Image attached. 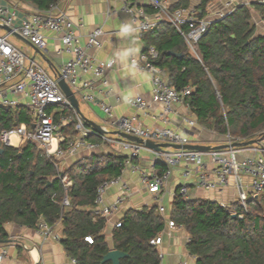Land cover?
Here are the masks:
<instances>
[{
    "label": "trees",
    "instance_id": "1",
    "mask_svg": "<svg viewBox=\"0 0 264 264\" xmlns=\"http://www.w3.org/2000/svg\"><path fill=\"white\" fill-rule=\"evenodd\" d=\"M18 1L49 11L61 0ZM212 2L200 0V16ZM190 3L177 0L170 8H189ZM144 9L155 13L150 7ZM252 10L264 17V5L254 3L214 22L197 45L199 59L169 24H161L144 39V50L157 49L155 64L166 70L168 84L178 91L192 88L184 100L197 123L235 142L264 135V34L257 33ZM54 108L62 114L72 113L70 107L63 106L49 112ZM22 124L33 127L27 109L0 107V135ZM73 133L71 126L65 132ZM125 161L126 157L117 153H99L73 163L66 170L73 182L71 206L64 208L58 172L43 150L31 142L14 148L0 141V246L9 238L7 224L35 230L43 220L52 227L61 224V244L76 264H111L102 263L111 249L128 254L120 264H161L160 251L151 242L166 230L167 219L157 205L127 210L121 227L112 231L111 245L104 234L107 221L95 215L98 188L120 177ZM132 163L137 165L138 160ZM156 166L160 173L164 171L162 164ZM179 190L167 217L187 233V250L196 264H264V192L248 201V213L239 218L243 211L238 203L223 207L209 199H185ZM235 212L239 213L236 219L232 217ZM86 237H92L93 244Z\"/></svg>",
    "mask_w": 264,
    "mask_h": 264
},
{
    "label": "built area",
    "instance_id": "2",
    "mask_svg": "<svg viewBox=\"0 0 264 264\" xmlns=\"http://www.w3.org/2000/svg\"><path fill=\"white\" fill-rule=\"evenodd\" d=\"M68 1L70 0H61L49 11H37L25 17L19 27L14 25L15 11L6 4L0 3V24L14 28L42 52H46L48 48L45 33L52 32L59 37L62 44L57 51L58 55L68 57L57 70L56 77L52 78L41 66L30 61L24 52L11 45L6 38L0 37V107L15 109L24 105L34 119L31 129L22 124L13 130L3 131L0 135L1 143L7 147H14L13 137H16L19 143L31 142L43 150L53 161L54 168L58 172V178L64 189L62 203L64 208L71 206L69 194L73 188V182L66 174L65 164L69 160L102 152L117 153L126 157L122 175L106 181L98 188L94 212L107 222L121 213L132 196L130 185L123 179L125 171L139 176L147 192L154 197L161 215H165L166 210L160 198L168 189L175 171L179 170L184 180L195 178L196 188L206 192L221 193L230 186V180L233 179L238 194L237 203L243 211L240 214L238 212L233 214H239V218H243L248 213V201L264 192V140L250 147H230L204 153L173 149L157 152L118 136L96 132L72 107L58 86L57 78L66 81L77 99L99 108L108 119L109 127L114 131H121L158 144L182 146L192 144L187 135L173 129L142 127L138 123L137 116L115 117L114 105L109 102L113 90L108 79L114 61H100L88 53L90 49L101 48L104 31L102 28L95 29L83 43L82 37L76 32L77 25L67 11L60 8L62 2ZM118 1L122 3L123 10L131 14L139 40H143L146 34L161 24H169L180 33L190 52L198 59L197 45L214 22L230 16L238 7L251 8L254 3L264 5V0H221L220 3H217L218 0H213L206 14L200 16L201 12L197 7L172 10L170 0ZM140 1L143 2L142 5H138ZM146 6L154 9L155 13H148L144 9ZM82 26L83 21L79 20L78 28ZM255 26L257 31L264 34V17H261L260 22H255ZM158 57L157 49L151 46L132 58L130 65L135 70L146 71L151 75L153 102L161 106L160 121L167 124L169 115L174 113L177 105L184 104V98L192 92V88L178 91L170 86L166 70L155 64ZM115 100L116 103L125 102L139 112L150 109V103L141 96L127 98L124 101L116 96ZM56 106L70 107L72 113L62 114L53 110L49 112L50 108ZM185 122L191 128H196L198 125L196 119H185ZM70 126L75 131L74 135L65 134ZM104 129L109 131L107 127ZM94 137L99 140H93ZM226 140V144L235 143L230 137H226ZM145 151L153 155V165L158 163L163 165V172L147 173L132 163L133 159H140L141 153ZM116 187L121 194L107 204L105 193ZM189 190L190 186L183 184L179 193L188 199ZM166 223V230L152 240V245L160 247L165 235L171 236L172 231L182 228L170 219H167ZM114 227H121V220H118ZM36 231L46 241L61 242L62 238L55 233L54 227L43 220L39 221ZM85 240L93 244L92 237H86ZM6 257L7 251L4 250L0 253V264ZM70 262L76 264L74 258H70Z\"/></svg>",
    "mask_w": 264,
    "mask_h": 264
},
{
    "label": "crops",
    "instance_id": "3",
    "mask_svg": "<svg viewBox=\"0 0 264 264\" xmlns=\"http://www.w3.org/2000/svg\"><path fill=\"white\" fill-rule=\"evenodd\" d=\"M135 1V0H133ZM172 4L177 0H170ZM0 3L6 4L16 13L15 27H19L22 19L34 14L38 10L28 3H23L18 0H0ZM200 0L195 3H190V8L197 7ZM220 3V2H219ZM140 1L138 5H142ZM171 4V5H172ZM60 8L67 11L68 15L77 25L76 32L82 37L83 43L87 36L97 28H102L104 36L101 38L102 46L100 49H90L88 53L96 57L100 61H114L113 67L109 72V83L113 90V96L109 102L114 105V113L116 118L123 116H137L138 123L148 129L167 127L175 131L187 135L192 144L221 146L226 145V137H219L212 131L197 125L196 128H191L185 122V119H196L190 112V108L186 102L177 105L174 113L169 115L167 124L160 121L162 108L159 104L153 102V84L152 77L146 71L135 70L131 67V59L137 57L145 49L144 39L139 40L138 34L134 29L131 14L123 10V5L118 0H70L62 2ZM253 11V10H252ZM254 15V24L261 21V17L252 12ZM79 20L83 21V26L79 27ZM257 33H261L257 31ZM4 36L7 41L18 50L24 52L30 61L33 60L36 64L47 66L51 71L52 78L56 77L57 70L67 61L66 55H58L57 51L62 47L59 37L52 33L46 32L48 48L45 55L46 60L41 57L32 47L11 35ZM1 37V36H0ZM45 70V69H44ZM119 96L123 101L127 98L141 96L145 101L150 103V109L146 112H139L131 108L125 102L116 103L115 97ZM78 100H81L78 98ZM82 101V100H81ZM80 102V101H79ZM86 112L80 109L85 118L94 123L107 127L109 132L114 131L109 127V121L103 112L94 106H91L84 101ZM19 107H24L21 105ZM26 109V108H25ZM206 132L210 134L206 136ZM70 135V134H68ZM71 135H74L71 134ZM15 143L14 148H19L23 143H19V139L13 138ZM108 154L109 152H102ZM89 155H83L68 161L65 164L68 169L73 163ZM137 166L143 171L150 173L160 171V167L153 165L154 157L149 152L141 153ZM123 179L130 185L132 196L127 201L124 209L113 219L107 222L104 234L109 237V244L112 243V231L115 228L114 224L121 220L125 212L129 209H140L144 206L156 205L155 199L150 195L143 186L139 176L130 171H125ZM195 178L184 180L181 177L179 170L174 172L168 189L163 193L160 200L166 210L163 215L166 219L172 208V202L177 189L183 184L190 186L188 199H209L220 203L221 205L229 206L237 203V190L233 179L230 180V186L223 192H206L199 190L195 186ZM121 194V191L116 187L105 193V202L107 204ZM8 233L7 244L0 246V253L7 251V257L1 264H72L70 258L61 244L53 240H44L35 230L27 227H22L16 224H7L5 226ZM55 233L62 238L63 228L61 224L54 226ZM189 237L183 228L172 231L171 236L165 235L162 245L158 247L161 256V264H196V258L191 256L187 250Z\"/></svg>",
    "mask_w": 264,
    "mask_h": 264
},
{
    "label": "water",
    "instance_id": "4",
    "mask_svg": "<svg viewBox=\"0 0 264 264\" xmlns=\"http://www.w3.org/2000/svg\"><path fill=\"white\" fill-rule=\"evenodd\" d=\"M0 29L5 31L8 35H11L13 37H16L18 39H20L21 41L25 42L26 44H28L30 47H32L41 57H43L45 60V55L38 49L36 48L32 43H30L27 39H25L24 37H22L14 28L9 27L7 25H2L0 24ZM170 54L172 55H176L173 52H171ZM34 59H32L33 61ZM57 83L58 86L60 87V89L62 90V92L64 93V95L66 96V98L69 100V102L71 103L72 107L76 110V112L83 118V120L90 126L92 127L96 132L100 133V134H111L113 136H118L122 139H125L127 141L139 144V145H143L145 148L147 149H151L157 152L163 151L164 149H173V150H189V151H196V152H210V151H221L227 148H244V147H250L256 144H259L261 141L264 140V135L262 138L260 139H254V140H250V141H246V142H235L232 144H226V145H221V146H207V145H200V144H189V145H175V144H158L155 143L153 141L147 140L144 141L141 138L138 137H134L128 134H125L121 131H106L104 129V127H102L101 125H98L96 123H94L93 121L87 119L84 117V115L81 112L80 109V102L77 99L75 93L71 90V88L69 87V85L66 83V81L64 79L61 78H57ZM3 152V150H1V153ZM232 217L234 219L237 218L236 214H233ZM10 241H4L2 243L3 244H7ZM1 244V243H0ZM128 257V254L117 251V250H113L111 249L103 258L102 263H107L110 262L111 264H120V260Z\"/></svg>",
    "mask_w": 264,
    "mask_h": 264
},
{
    "label": "rangeland",
    "instance_id": "5",
    "mask_svg": "<svg viewBox=\"0 0 264 264\" xmlns=\"http://www.w3.org/2000/svg\"><path fill=\"white\" fill-rule=\"evenodd\" d=\"M196 1H197V0H191L192 3H195ZM219 2H221V0H218V1H217V3H219ZM0 36H1V37L7 36V35H6V32L0 29ZM11 37H12V36H11ZM42 65H43L45 71L47 72V74H48L50 77H52L51 71L47 68V66H44L43 63H42ZM79 101H80V105H81L82 111L86 112L85 105L83 104V102H82L81 100H79ZM53 111L56 112V111H58V109H57V108H54ZM206 134H207V135H206L207 137H208V135L210 136V134H209L208 132H206ZM209 146H213V145H209ZM107 241L109 242V237H108V236H107Z\"/></svg>",
    "mask_w": 264,
    "mask_h": 264
},
{
    "label": "bare ground",
    "instance_id": "6",
    "mask_svg": "<svg viewBox=\"0 0 264 264\" xmlns=\"http://www.w3.org/2000/svg\"><path fill=\"white\" fill-rule=\"evenodd\" d=\"M14 139H17L16 137H13ZM14 141V140H13ZM15 144V143H14Z\"/></svg>",
    "mask_w": 264,
    "mask_h": 264
}]
</instances>
